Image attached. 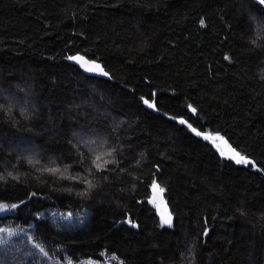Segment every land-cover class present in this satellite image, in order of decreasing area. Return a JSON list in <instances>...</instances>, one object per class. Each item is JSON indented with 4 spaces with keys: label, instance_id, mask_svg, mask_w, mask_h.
<instances>
[{
    "label": "trees",
    "instance_id": "trees-1",
    "mask_svg": "<svg viewBox=\"0 0 264 264\" xmlns=\"http://www.w3.org/2000/svg\"><path fill=\"white\" fill-rule=\"evenodd\" d=\"M249 3L0 0V223L26 229L0 244V264L103 252L124 264H264V8ZM75 53L101 62L111 80L81 73L67 62ZM193 128L249 163L222 157ZM97 155L108 161L100 169ZM154 182L170 224L148 201ZM211 188L230 191L221 200Z\"/></svg>",
    "mask_w": 264,
    "mask_h": 264
},
{
    "label": "bare ground",
    "instance_id": "bare-ground-1",
    "mask_svg": "<svg viewBox=\"0 0 264 264\" xmlns=\"http://www.w3.org/2000/svg\"><path fill=\"white\" fill-rule=\"evenodd\" d=\"M148 1H149V0H148ZM248 2H252V4H253V1H252V0H251V1L248 0ZM249 4H251V3H249ZM252 4H251V7L253 8V6H255V4H254V5H252ZM256 5H257V4H256ZM126 7H127V6H126ZM255 7H256V6H255ZM255 7H254V8H255ZM128 8H129V7H128ZM130 8H131V7H130ZM133 8H134V7H133ZM254 8H253V10H254ZM256 9H257V8H256ZM256 9H255V11H257V10L259 9V7H258L257 10H256ZM130 10H131V12L133 11L132 8H131ZM167 10H168V8H167ZM170 10L174 11L173 9H170ZM170 10H169V11H170ZM253 10H251L252 13H253ZM127 11H129V9H127ZM160 11H161V9H160ZM172 11H170L171 14H173ZM129 12H130V11H129ZM157 12H158V11H157ZM259 12H260V9H259V11L256 12V13H258V14L260 15L261 12H260V13H259ZM262 12H263V13L261 14L262 17H261V15H260V17L264 20V17H263V16H264V9H263ZM158 14H159V13H157V15H158ZM171 14H170V15H171ZM253 14H255V13H253ZM258 14H257V15H258ZM126 15H129V14L126 12ZM132 15H133V14H132ZM132 15H131V17H133ZM154 15H156V13H154ZM154 15L151 14V16H154ZM159 15H160V14H159ZM174 15H175V14H174ZM251 15H252V14H251ZM251 15H250V16H251ZM257 15H256V16H257ZM259 15H258V16H259ZM129 16H130V15H129ZM141 16L143 17L144 15H141ZM141 16H139V18H138V16H134L133 18H135V19L138 18V20H140V19H141V18H140ZM151 16L148 17V15H146L147 18H151ZM254 16H255V15H253V17H254ZM256 16H255V18H254L253 21H254L255 23H258V22L256 21V19L258 18V16H257V17H256ZM173 17H174V16H173ZM173 17H172L171 19H173ZM168 18H169V17H168ZM184 18H185V17H183V20H182L183 22H185L184 20L186 19V18H185V19H184ZM251 18H252V17H251ZM145 19H146V18H145ZM157 19H158V21H159V19H160V21H162L161 18H159V17H158ZM157 19H156V20H157ZM133 20H134V19H133ZM138 20H134V21H138ZM141 20H143V18H142ZM151 20H154V18L151 19ZM156 20H154V23H153L154 25L156 24L155 22H157ZM180 20H181V19H180ZM258 20H260V19L258 18ZM134 21H132V23H133ZM145 21H147V20H145ZM149 21H150V20H149ZM151 22H153V21H150V23H148V25L152 24ZM162 22H163V21H162ZM162 22H160V24L158 23L157 25H158V26H159V25L162 26V25H163V24H161ZM261 22L264 23V21H261ZM261 22H259V23H261ZM136 23H137V22H136ZM142 23H143V22H142ZM165 23H166V22H164V24H165ZM138 24H139V23H138ZM143 24H144V23H143ZM141 25H142V24H141ZM144 25H145V24H144ZM146 25H147V24H146ZM146 25H145V26H146ZM158 26H157V28H158ZM171 26H172V25H171ZM171 26H170V27H171ZM177 26H179V24H178ZM150 27H151V25H150ZM153 27H155V26H153ZM164 27H165V26H164ZM167 27H168V25H167ZM173 27H174V26H173ZM187 27H188V26H187ZM157 28H156V29H157ZM159 28L161 29V28H163V27H160V26H159ZM175 28H176V27H175ZM175 28H174V29H175ZM183 28H184V26H183ZM165 29H167V28L165 27ZM168 29H169V28H168ZM158 30H159V29H157V31H158ZM161 30H162V29H161ZM180 30H181V28H180ZM185 30H186V28H185ZM159 32H160V31H159ZM167 33H168V32H167ZM172 34H173V32H171V35H172ZM173 35H174V34H173ZM173 35H172V37H173ZM181 35H182V34H181ZM186 36H187V35H186ZM170 37H171V36H170ZM183 38H184V36H183ZM183 38H182V39H183ZM182 41H183V40H182ZM173 42H174V41H173ZM170 43H171V42H170ZM170 43H169V44H170ZM169 44H167V45H169ZM172 45H173V44H172ZM67 62H68V61H67ZM74 66H75V65H74ZM78 70H79V69H78ZM81 73H82V72H81ZM86 76H87V75H86ZM90 77H91V76H90ZM92 77H94V76H92ZM96 78H98V77H96ZM100 78H101V77H100ZM42 98H43V97H42ZM45 99H46V98H45ZM45 99H44V100H40V101H43V103H44ZM45 102H46V101H45ZM48 102H49V100H47L46 103H48ZM46 103H44V105H42V107H43V109H44L43 112H44V114H46V115H45V118H44V116H42V117L44 118V121H45V119H46V121H48V120H47V117H46V116H47V113H46V112H49V111H46V112H45V108H46V107L48 108V105H47ZM50 104H51V102L49 103V106H50ZM40 105H41V103H40ZM45 105H47V106L45 107ZM52 106H53V105H52ZM39 107H41V106H39ZM42 107H41V108H42ZM53 107H54V106H53ZM50 108H51V107H50ZM40 110H42V109H40ZM46 110H47V109H46ZM52 110H53V109L51 108V111H52ZM201 110L204 111V108L201 109ZM201 110H200V111H201ZM44 114H43V115H44ZM51 114H52V113H51ZM206 114H207V113H206ZM206 114H205V115H206ZM49 115H50V114H49ZM48 117H49V116H48ZM195 119H196V117H195ZM7 120H8V122H10V121H9L10 118H9V119L7 118ZM41 120H42V119L40 118V121H41ZM198 120H199V118H198ZM4 121H5V123H7L6 120H4ZM37 122H38V120H37ZM203 122H204V121H203ZM31 123H32V121H31V122L29 121V124H31ZM29 124L27 123L28 127H30ZM25 125H26V123H25ZM206 129H208V128H206ZM201 130H202V129H201ZM205 132H206V131H205ZM207 132H208V131H207ZM80 135H81V134H80ZM206 135H207V134H206ZM83 136H84V135H83ZM71 138H72V140L74 139L73 136H72ZM1 139H2V138H1ZM1 139H0V140H1ZM69 139H70V138H69ZM75 139H76V138H75ZM69 141H70V140H69ZM73 141H74V143H75V140H73ZM78 141H79V138H78ZM211 141H212V140H211ZM220 141H221V140H220ZM71 142H72V141H71ZM71 142H70V147H69V148H67L68 146L65 147L66 149H69L70 151H72V150H74V149L76 148V147H75V148L72 149V150L70 149V148H71V145H72V143H73V142H72V143H71ZM67 143H69V142H67ZM76 143H77V141H76ZM80 143H81V142H79L78 145H79ZM218 143H219V142H218ZM68 145H69V144H68ZM81 145H82V144H81ZM81 145H80V146H81ZM76 146H77V145H76ZM80 146H77V148L80 147ZM81 147H82V146H81ZM83 148H84V147H83ZM66 149H65V151H67ZM69 150H68V151H69ZM77 150H78V149H77ZM77 150H75V151H77ZM82 150H84V149H82ZM75 151H74V152H75ZM78 152H79V150H78ZM68 153H69V152H68ZM72 153H73V151H72ZM184 153H185V152H184ZM76 154H77V153H76ZM89 154H90V153H89ZM89 154H87V155H89ZM91 154H92V153H91ZM90 156H91V155H90ZM93 156H94V155H93ZM93 156H92V157H93ZM221 156L223 157V155H221ZM88 157H89V156H88ZM88 157H86V158H88ZM181 158H182V156H181ZM227 158H228V157H227ZM88 159H90V158H88ZM88 159H87V160H88ZM232 160H233V158H232ZM88 161H89V160H88ZM85 164H86V167H87V164H88V163H85ZM85 164H84V166H85ZM189 164H190V163H189ZM189 164H187V165H189ZM189 166H190V165H189ZM189 166H188V169H189ZM192 166H194V165H192ZM204 166H205V170H206V169L208 168V167H206L207 164H205ZM209 166H210V164H209ZM82 167H83V166H82ZM83 168H84V167H83ZM191 168H192V167H190V169H191ZM202 168H203V167H202ZM202 168H201V169H200V168H197V169L200 170V171H204L205 173H209V172H206L204 169L202 170ZM210 168H211V167H210ZM190 169H189V170H190ZM209 170H210V169L208 168L207 171H209ZM212 170H213V169H212ZM212 170H211V172H212ZM192 171L195 172V171H197V170L193 168ZM200 171H198V172H200ZM198 172H195V173L197 174ZM204 172H203V173H204ZM213 172H214V171H213ZM213 172H212V173H213ZM195 173H194V174H195ZM199 174H201V172L198 173L197 175H199ZM210 174H211V173H210ZM230 182H231V181H230ZM233 182H235V181H233ZM231 183H232V182H231ZM155 184H157V183H155ZM232 184H234V183H232ZM235 184H236V183H235ZM158 185H160V184H158ZM238 185H239V184H238ZM224 186H225V185H224ZM227 186H228V185H227ZM227 186H226V187H227ZM231 186H232V185H231ZM236 186H237V184H236ZM158 187H159V186H158ZM217 187H218V190L221 191V190H220L221 188H220L219 186H217ZM237 187L240 188V185L237 186ZM250 187H251V186H250ZM260 187H261V186H260ZM159 188H160V187H159ZM222 188H223V187H222ZM229 188L232 189V191H234L233 188L236 189V187H235L234 185L232 186V188L229 186ZM243 188H245V186H243ZM243 188H240V189H243ZM252 188H253V187H252ZM252 188H249V190H251ZM240 189H239V190H240ZM253 189H254V188H253ZM257 189H259V188H257ZM261 189H262V188H261ZM207 190H208V192H209V189H207ZM236 190L238 191V188H237ZM211 191H212V192H211ZM211 191H210V192L213 194L215 191L217 192V189L214 191V189L212 190V188H211ZM213 191H214V192H213ZM225 191H226V190L224 189L223 193H224ZM228 191H230V190H228ZM228 191H227V194H228ZM243 191L246 192L245 189H244ZM243 191H242V193L245 194V192H243ZM205 192H206V191H205ZM208 192H207V193H208ZM210 192H209V193H210ZM216 192L214 193L215 196L218 195V194H220L219 192H217L218 194H216ZM234 192H235V191H234ZM234 192H233V193H234ZM252 192H253V191H252ZM262 192H263V191H262ZM207 193H206V194H207ZM211 193H210V194H211ZM230 193H231V192H230ZM233 193H232V194H233ZM237 193H238L237 196L239 195L240 198L244 196V194H242L241 192H237ZM239 193H241L242 196H241ZM259 193H260V192L258 191V196H259ZM212 194H211V195H212ZM221 194H222V193H221ZM227 194L225 193V194H223V196H222V195H221V196L218 195V196H219V199H221V200H222L223 198L225 199V197H227ZM235 194H236V193H235ZM235 194H233V195L230 194V195H231L230 202L232 201V202L236 203L235 200H237L238 202L240 201V198H239V200H238V197H236ZM249 194H250V193H249ZM256 194H257V193H256ZM149 195H150V194H149ZM225 195H226V196H225ZM230 195H228V196H230ZM234 195H235V198H236L235 200H234L233 197H232V196H234ZM245 195H246V194H245ZM247 195H248V194H247ZM250 195H251V194H250ZM253 195H255V194H253ZM208 196H209V194H208ZM213 196H214V195H212V197H213ZM215 196H214V197H215ZM251 196H252V195H251ZM261 196H263V194H262ZM212 197L210 196V198H212ZM216 197H217V196H216ZM244 197H245V196H244ZM246 197H247V196H246ZM259 197H260V196H259ZM247 198H248V197H247ZM263 198H264V197H263ZM227 199L229 200V198H227ZM227 199H226V201H228ZM232 199H233L234 201H233ZM250 199H251V198H250ZM250 199H249V200H250ZM256 199H257V197H256ZM256 199H255V200H256ZM259 199H260V198H258V199L256 200V201H258V202H257L258 205H262V204H264V202H262L263 200H262V201H259ZM243 200H245V199H243ZM243 200L241 199V201H242L241 203H242V204H244V203H243ZM260 200H261V199H260ZM223 201H224V200H223ZM226 201H224V202H226ZM245 201H246V200H245ZM256 201H255V202L253 201V203H254V204L256 205V207H257L258 205H257ZM232 202L230 203V205L232 204V205L235 207L234 203H232ZM238 202H237V203H238ZM246 203H247L248 206H247L246 204H245V205H246V207L248 208V207L251 205L252 201H251V202L249 201L250 204H248V201H247ZM260 203H261V204H260ZM130 204H132V203H130ZM227 204H228V202H227ZM227 204H226V206H227ZM123 205H124V204H123ZM140 205H141V204H140ZM145 205H146V204H145ZM237 205H239V206H237ZM240 205H241V204H236V206H237L238 208L241 207ZM128 206H129V208L131 209L132 206H130L129 204H128ZM128 206L125 205V207H128ZM143 206H144V205H143ZM169 206H170V205H169ZM252 206H253V205H252ZM122 207H123V206H122ZM136 207H137V205H136ZM136 207H134V209H135ZM144 207H147V206H144ZM246 207L243 206L244 210H245ZM254 207H255V206H254ZM254 207H253L252 209H254ZM260 207H261V206H259V207H257V208L260 209ZM132 208H133V207H132ZM139 208H140V207H139ZM257 208L254 209V210H257ZM122 209H123V208H121V211H123ZM145 209H146V208H145ZM218 209H220V208H217V210H218ZM236 209H237V208H236ZM241 209H242V207H241L240 209H238V210H241ZM252 209H251V212L255 213L256 211L254 212V211H252ZM124 210H125V208H124ZM126 210H127V208H126ZM131 210H132V209H131ZM131 210H130V212H131ZM135 210H136V209H135ZM142 210H143V209H142ZM147 210H148V208H147ZM170 210H171V209H170ZM215 210H216V209H215ZM231 210H235V209H234V208H231ZM231 210H230V211H231ZM242 210H243V209H242ZM140 211H141V210H140ZM218 211H219V210H218ZM230 211H229V212H230ZM126 212H127V211H126ZM126 212H125V213H126ZM133 212H134V210H133ZM145 212H146L145 214H144V212H142V214L145 215V217L143 216L144 218H146V214H147V211H146V210H145ZM224 212H225V211H224ZM227 212H228V211H227ZM3 213H5V212H3ZM120 213H122V212H120ZM231 213L233 214L234 211H233V212L231 211ZM257 213H258V210H257ZM0 214H1V213H0ZM129 214H130V213H129ZM129 214H128V215H129ZM132 214H134V213H132ZM135 214H137V211H135ZM142 214H141V215H142ZM150 214H151V213H149V215H150ZM222 214H223V213H222ZM224 214H225V213H224ZM48 215H49V214H48ZM218 215H219V214H218ZM251 215H252V214H251ZM253 215H254V214H253ZM133 216H134V215H133ZM133 216H132V217H133ZM138 216H139V215L137 214V217H138ZM150 216H151V215H150ZM150 216H149V217H150ZM152 216H153V215H152ZM152 216H151V217H152ZM159 216H160V215H159ZM134 217H135V216H134ZM147 217H148V215H147ZM129 218H130V217H129ZM144 218H141V219H143V220L145 221ZM154 218H155V217H154ZM159 218H160V217H159ZM2 219H3V218H2ZM2 219H1V220H2ZM147 219H149V218H147ZM147 219H146V220H147ZM163 219H164V218H163ZM150 220L153 221V219L151 218V219L148 220V223H147V224H149V223L151 222ZM135 221H136V220H135ZM149 221H150V222H149ZM155 221H156V220H155ZM226 221H227V219H226ZM114 222H115V221H114ZM139 222H140V221H139ZM146 222H147V221H146ZM153 222H154V221H153ZM140 223H141V222H140ZM125 224H126V223H125ZM153 224H154V223H153ZM153 226H154V225H153ZM126 227H127V226H126ZM131 227H132V226H131ZM137 228H139V227H137ZM137 228H136V229H137ZM119 229H120V227H119ZM153 229H154V228H153ZM186 229H187V228H186ZM189 229H190V228H189ZM226 229H227V228H226ZM226 229H225V230H226ZM121 230H122V229H121ZM131 230H133V228H132ZM137 230H138V229H137ZM145 230H147L148 232H151V231H149L148 228H146ZM191 230H193V229H191ZM223 230H224V229H223ZM223 230H222V231H223ZM225 230H224V231H225ZM227 230H228V229H227ZM134 231H135V229H134ZM140 231H141V230H140ZM145 232H146V231H145ZM148 232L144 234V235H146V236H144V235H143V236H144L145 238H147V234H150V236H149V239H150V238L153 237V236H152L153 234H152V233H148ZM184 232H185V231H184ZM187 232H189V230H188ZM192 232H193V234H195L196 231H195V232L192 231ZM192 232H191V233H192ZM220 232H221V231H220ZM128 233H130V232H128ZM218 233H219V232H218ZM188 234H189V233H188ZM193 234H192V236H194V237L197 239L196 236H198V235H193ZM196 234H198V233H196ZM226 234H227V233H226ZM228 234H229V233H228ZM186 235H187V234H186ZM230 235H231V234H230ZM11 236H12V235H11ZM187 236H188V235H187ZM190 236H191V235H190ZM192 236H191V239H192ZM217 236H218V235H217ZM217 236H216V238H217ZM237 236H238V235H237ZM144 237H142V236L140 235V238H144ZM188 237H189V236H188ZM218 237H219V236H218ZM227 237H228V236H227ZM227 237H226V238H227ZM145 238L142 239V240L145 241V240H146ZM186 238H187V237H186ZM149 239H148V242H150ZM187 239H189V238H187ZM193 239H194V238H193ZM196 239H195V240H196ZM263 239H264V237H263ZM152 240H153V239H152ZM154 240H155V239H154ZM154 240H153V241H154ZM218 240H219V238H218ZM220 240H221V239H220ZM237 241H238V239H237ZM145 242H147V240H146ZM128 249H130V248H128ZM161 249H162V248H161ZM126 250H127V249H126ZM203 250H204V249H203ZM205 250H207V252L210 251V250H208V249H205ZM223 250H224V248H223ZM128 251H130V250H128ZM132 251H133V250H132ZM225 251H226V250H225ZM65 252H66V250H65ZM70 252H71V251H70ZM204 252H206V251H203V253H204ZM207 252H206V253H207ZM229 252H230V251H229ZM131 253H132V252H131ZM210 253H211V251H210ZM129 254H130V253H129ZM212 254H213V252H212L211 254H209V255H211V256H209V257L207 256V257H208V258H210V257L212 258L213 255H214V254H213V255H212ZM228 254H229V253H228ZM230 254H231V253H230ZM68 255H69V254H68ZM132 255H134V254H132ZM225 255H226V254H225ZM225 255H224V256H225ZM231 255H232V254H231ZM70 257H71V256H70ZM130 257H131V256H130ZM134 257H135V256H134ZM134 257H132V258H134ZM226 257H227V256H226ZM229 257L231 258V256H229ZM71 258L74 259L73 257H71ZM135 258H136V257H135ZM135 258H134V259H135ZM230 258H229V259H230ZM235 258H236V257H235ZM61 259H62V258H61ZM136 259H137V258H136ZM236 259H237V258H236ZM80 260H81V259H80ZM134 261H135V260H134ZM232 261H233V260H232ZM234 261H235V259H234ZM234 261H233V262H234ZM236 261H238V259H237ZM136 263H137V262H136ZM122 264H124V263H122Z\"/></svg>",
    "mask_w": 264,
    "mask_h": 264
},
{
    "label": "water",
    "instance_id": "water-1",
    "mask_svg": "<svg viewBox=\"0 0 264 264\" xmlns=\"http://www.w3.org/2000/svg\"><path fill=\"white\" fill-rule=\"evenodd\" d=\"M253 1H255L259 6L264 8V4H261L259 0H253ZM70 57H78L82 59L73 60V59H69ZM70 57H68L67 61L75 65L83 74L111 80V76L109 72H107V70L104 68L101 62L94 59H90L81 53H75ZM94 65H99L102 71L100 70L89 71V68H92ZM104 73H107V75H105ZM219 147L221 148V151L225 153V155L233 156L236 153L234 148L231 147L226 141H222L219 144ZM148 201L155 205L156 209L163 217L171 218L172 215L170 212V207L166 201L163 191H161V188L159 187L153 188L151 190V194L148 198ZM4 211L5 209L2 210V212Z\"/></svg>",
    "mask_w": 264,
    "mask_h": 264
},
{
    "label": "rangeland",
    "instance_id": "rangeland-1",
    "mask_svg": "<svg viewBox=\"0 0 264 264\" xmlns=\"http://www.w3.org/2000/svg\"><path fill=\"white\" fill-rule=\"evenodd\" d=\"M197 132H199V131H197ZM200 133H202L201 136L204 138H205V136L220 137L219 135L214 134V133H203V132H200ZM207 140H209L211 143H213L214 145L219 147V144L224 139L223 138L222 139H216L215 141H213V140L211 141V139H207ZM238 158L239 157H237V159ZM0 229H8V227L6 225L0 223ZM17 231L24 232V231H26V229L20 228V230H17ZM17 231L10 232L9 229H8V231H0V244L5 242L11 235H13ZM63 262H66L68 264H69V262H70V264H122L123 263V261L119 257H117L115 254L107 253V252H103L101 254V259H99V260L93 259V258H81V260L75 261L69 257H65Z\"/></svg>",
    "mask_w": 264,
    "mask_h": 264
},
{
    "label": "snow or ice",
    "instance_id": "snow-or-ice-1",
    "mask_svg": "<svg viewBox=\"0 0 264 264\" xmlns=\"http://www.w3.org/2000/svg\"><path fill=\"white\" fill-rule=\"evenodd\" d=\"M259 2H260L261 4H264V0H259ZM201 23L203 24V21H201ZM69 59L76 60V59H82V58H78V57H70ZM95 70H100V71H102V69H100V66H99V65H94L92 68H89V71H95ZM104 74L107 75V73H104ZM144 103H145V104H149V101L145 100ZM149 106H150V107H154V105H151V104H150ZM193 111H195V109H193ZM181 123H186V122H185V121H181ZM189 127H191V125H189ZM192 131L195 132L196 135H202V133L197 132L195 128H193ZM205 139H211V140L215 141L216 139H222V138H221V137L205 136ZM221 154L224 155L225 153H221ZM109 155H110V153H109ZM237 157H239V158L237 159ZM232 158L236 160V163H245V164L249 163V161H248L246 158H244V157H242V156H239V153H235V155H233ZM93 163H94V165H95V167H96L97 169H100V168L103 167L104 164L108 163V161H106V160H103V161H102V156L97 155V156L95 157ZM49 171L55 172V171H57V169H49ZM89 183H90V182H89ZM153 187H154V188H155V187H158V186L155 184V182H154V184H153ZM161 191H162V189H161ZM7 207H8V205L0 204V211L6 209ZM11 207H12V208H16L17 205L13 204V205H11ZM170 222H171V221H170V218L164 220V223H168V224H170ZM0 231H8V229H0ZM37 247H39V246L37 245ZM40 252H44V249H43V248H40ZM45 255H47V254L45 253ZM69 264H70V262H69Z\"/></svg>",
    "mask_w": 264,
    "mask_h": 264
}]
</instances>
